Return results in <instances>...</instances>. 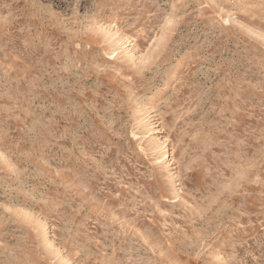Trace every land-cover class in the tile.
<instances>
[{"label":"rangeland","instance_id":"rangeland-1","mask_svg":"<svg viewBox=\"0 0 264 264\" xmlns=\"http://www.w3.org/2000/svg\"><path fill=\"white\" fill-rule=\"evenodd\" d=\"M0 264H264V0H0Z\"/></svg>","mask_w":264,"mask_h":264}]
</instances>
